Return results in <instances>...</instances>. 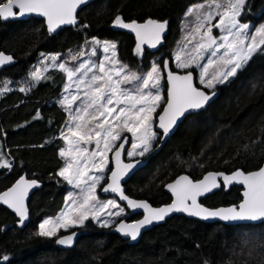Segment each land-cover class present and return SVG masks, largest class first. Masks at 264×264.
<instances>
[{
	"label": "trees",
	"instance_id": "trees-1",
	"mask_svg": "<svg viewBox=\"0 0 264 264\" xmlns=\"http://www.w3.org/2000/svg\"><path fill=\"white\" fill-rule=\"evenodd\" d=\"M201 1L92 0L77 12L75 25L56 33H49L39 17L0 19V51L16 58L0 69V88L8 82V90L0 95V157L11 163L10 168L0 167V191L22 173L42 183L29 195V219L23 227L0 204V257H9L0 264H264V222L223 224L173 214L129 243L89 219L73 227L82 232L67 248L55 244L56 236L36 235L39 222L62 208L68 190L67 182L56 175L63 163L59 152L64 140L59 137L67 114L58 101L66 74L50 67L43 72L47 79L29 81L40 56H64L98 38L116 42L119 60L132 71H143L153 63L161 67L189 30L183 19L185 9ZM116 15L124 20L167 21L162 45L137 54L134 36L111 27ZM239 20L261 25L264 0H247ZM216 88L219 93L207 107L186 115L129 177L128 194L157 205L169 200L164 183L180 172L198 178L206 170H250L262 163L264 53L254 54L242 70ZM37 113L39 118H34ZM240 190L238 185L221 186L201 201L209 206L236 203Z\"/></svg>",
	"mask_w": 264,
	"mask_h": 264
},
{
	"label": "snow or ice",
	"instance_id": "snow-or-ice-1",
	"mask_svg": "<svg viewBox=\"0 0 264 264\" xmlns=\"http://www.w3.org/2000/svg\"><path fill=\"white\" fill-rule=\"evenodd\" d=\"M86 3L87 0H0V19L7 20L35 13L46 18L48 31L52 33L61 25H75L77 9ZM246 6L247 0H205V3L190 7L185 14L187 17L195 11V20L185 36L184 46L175 55L177 67H198L200 84L209 89L211 95L195 85L192 71L177 75L168 70L169 61L165 60V101L160 93L161 68L153 63L145 74L130 70L115 58L117 45L114 42H103L104 52L108 53L111 49L112 57L106 56L98 64L85 60L76 67H68L66 62L59 60V54L45 57L53 62V67L66 74L68 81L64 91L69 95L58 101L69 113V119L65 123L67 134L62 131L59 137L67 145L66 149L59 152L65 158V165L56 175L79 189V194L70 193L65 201L66 208L54 220L42 221L36 235L51 238L57 236L60 229L67 231L70 227L83 225L89 219L102 227H109V219L105 217H120L125 209L115 199L100 200L97 195L98 187H102L105 193L117 194L121 201L127 202L130 209H144L146 215L135 224L114 222L115 230L133 241L138 238L143 227L154 221L164 220L165 216L174 211L187 212L190 216L205 220L218 218L222 221L264 222V167L247 173L238 169L231 175L219 174L223 176L226 186L233 182L243 185V200L238 206L214 210L197 202L198 197L219 187L215 181L216 174L213 173L196 182L188 176H180L174 183L167 185L175 197L172 204L159 209L150 208L146 202L130 199L120 187L123 177L141 163V160L129 163L121 160L122 150H125V144L129 142V136L124 135L125 133L131 134L132 147L127 150L128 157H144L152 151L158 138H167L173 132L182 118L204 108L215 95L217 84H223L230 77H234L254 54L264 53V25L256 28L255 32H249V24L239 20ZM205 8L207 12L203 11ZM216 16L219 20L212 24ZM206 23L211 27L201 33ZM113 25L135 32L136 52L142 55L143 44L147 43L150 48H155L161 43L167 21L148 19L144 24L136 21L126 23L122 16L116 15ZM212 28L219 29L221 35H212ZM93 43L99 45L101 42L93 38ZM189 46L191 50L185 52ZM206 53L209 54L207 57ZM92 54L95 55V51ZM182 54L185 59H182ZM82 55L84 53H78L72 56V60H78ZM205 58L207 63L201 64L200 61ZM12 60V56L0 53V66ZM218 61L223 65V71L209 74L208 68L216 65ZM46 70L47 68L44 69ZM30 75L37 82L48 78L43 76L40 69ZM7 90L8 82L5 81L3 88H0V95ZM161 106L163 111L157 113ZM34 118H39V113ZM91 145L94 147H89ZM109 153H113L111 158ZM113 160L116 165L114 169L110 168ZM0 167L10 168L11 163L0 157ZM107 172H110L107 176L108 182L102 185L105 175L100 174ZM36 186V180L28 181L21 176L11 188L0 193V202L15 212L20 225L24 224L28 215L25 197L28 190ZM111 209L118 211L113 212ZM75 236L76 233L73 232L57 239L56 243L71 246ZM8 259L7 255L0 257L3 262Z\"/></svg>",
	"mask_w": 264,
	"mask_h": 264
},
{
	"label": "water",
	"instance_id": "water-1",
	"mask_svg": "<svg viewBox=\"0 0 264 264\" xmlns=\"http://www.w3.org/2000/svg\"><path fill=\"white\" fill-rule=\"evenodd\" d=\"M90 1H92V0H87V3H86V4H88ZM4 2H6V1H4ZM86 4H85V5H86ZM85 5H81V6L77 9V12H78L83 6H85ZM76 15H77V13H76ZM29 16H35V17L42 18L43 21H44V24H45L46 28L48 29V27H47V22H46V18H44V17H42V16H39V15H37V14H35V13H33V14H26V15H24V16H17V17H15V18H9V19H7V20H13V19H19V18H26V17H29ZM148 19H151V18H147V19H145V20H142V21H136V22H137L138 24H144ZM3 20H4V19H3ZM123 20H124V19H123ZM153 20H155V19H153ZM132 21H135V20H124V22H126V23H131ZM156 21L162 22V21H160V20H156ZM69 25H70V24H69ZM110 25H111V27H113V28H117V29H120V30H123V31H127L128 33L132 34V35L134 36L135 42L137 43V39H136V34H135V32L131 31L130 29H125V28H120V27H118V26H114V25H113V22H112ZM64 26H68V25H61L56 31H54V32H52V33H56L60 28H62V27H64ZM165 32H166V30H165ZM165 32L162 34V40H161V43L157 44V46H156L155 48H158V47H160V46L162 45V43H163V38H164V35H165ZM142 48H150V47L148 46L147 43H145V44L142 45ZM150 49H151V48H150ZM0 53H3V54H5V55H9V56H12V57H13L12 62H10V63H8V64H6V65L0 66V69L3 68V67H5V66H8V65H10V64H13V63L16 61V58H15L12 54L7 53V52H5V51H0ZM165 60L169 61V69H168V70H169V71H172L173 73H175V74H177V75H185L188 71H192V72H193V77H194V83H195V85H196L198 88H201L202 90H204L205 92H207L209 95H211V91H210V90H208V89H206V88H204L203 86H201V85L198 84L197 79H196V72H195L194 70H192V69H186V70H178V69H174V68L172 67V65H171V60H170V58H168V57H165V58L163 59L162 69H163V64H164V61H165ZM163 74H164L165 83H166V90H165V93H166V97H167V71H164V70H163ZM214 91H215V95L212 96V99L206 104L205 107H207V105H208V104H209V103H210V102H211V101L217 96V94L219 93V88H215ZM166 97H165V101H166ZM205 107H204V108H205ZM204 108H202V109H204ZM202 109H200V110H202ZM200 110H199V111H200ZM162 111H163V106H161V108H160V110L158 111V113H160V112H162ZM183 119H184V118H182V120H183ZM182 120H181V121H182ZM181 121H180V122H181ZM180 122H178V124H179ZM156 123H157V124L159 123V121H158V117H156ZM178 124H177V126H178ZM177 126H176V127H177ZM176 127L174 128V130L176 129ZM174 130H173V132H174ZM173 132H171L167 138L159 139V144H158L156 150H157V149H158V148H159V147H160V146H161V145H162V144H163V143H164V142L170 137V135H171ZM160 133H161V136H162V135H163V134H162V131H160ZM127 136H128V135H127ZM118 143H120V141H119ZM127 146H128V143L125 144V150H122L121 157H120L121 160H122L124 163L134 162L135 160H141V163H140L139 165H137L135 168H133V169H132V170H131L126 176L123 177V179H122V181H121V184H120V187H121V189L123 190L124 194H125L126 196H128L130 199L135 200V201H138V202H140V201L146 202V203L150 206V208H152V209H159V208H163V207H165V206H167V205L172 204V202H173V200L175 199V197L173 196L172 191L167 187V185H168V184H172V183H174V182H175L180 176H188L189 179H191L193 182H196V181H201V180H203L204 177L207 176L209 173L216 174V175H215V181H216V183L219 185V187L214 188V189H212L210 192L205 193L203 196L198 197V198H197V202H198L201 206L206 207V208H209V209H213V210H214V209H219V208H228V207H232V206H234V205H235V206H238V205L240 204V202L243 200V191H244L243 185H241V184H237V183H234V182H233V183H231V184H229V185L226 186V185H225V182H224V179H223V176H222V175H219V174L223 173L224 175H231L232 173H234V172H235L236 170H238V169L244 171L245 173H247V172H250V171L258 170L259 167H264V160H263L262 163H261L258 167L254 168V169L243 170V169H241V168H236V169H233V170H231V171H229V172H226V171H223V170H206V171L203 172V174H202L200 177H198V178H193L190 174H188V173H186V172H180L179 174H177L176 176H174L172 179H170V180H168V181H166V182L164 183L163 188H164V190L170 195V200H169L168 202H164V203H161V204H158V205H154V204H152L149 200H147V199H145V198L132 197V196L128 195V194L126 193V191H125V182L129 179V177H130V176H131V175H132L137 169H139L142 165H144L145 162H146V160H147V158H141V157H136V158H131V159H125V151H126ZM112 155H113V153H110V158L112 157ZM115 166H116V165H115V161L113 160V161L111 162V168L114 169ZM108 175H110V172H108ZM108 175H107V176H108ZM21 176H23V177L25 178V180H28V181H31V180H36V181H37V186H36V187H33V188H30V189L28 190V195L25 197V201H24V203H25V207L27 208V213H28V215H27V219L24 221V224H23V225H20V224H19V217L15 214V212H14L11 208H9L6 204H3L2 202H0V204L6 206L8 209H10V210L16 215V217L18 218V220H17V226H18V227H23V226L27 223V221H28V219H29V208H28L29 195H30V194H31L36 188L40 187L41 184H42L41 181H39L38 179H36V178H34V177H28L25 173H22V174L19 175V176H18V177H17V178H16V179H15V180L9 185V186H7V187L4 188L3 190H1L0 193L5 192V191H7L9 188H11V187L16 183V181L19 180V178H20ZM107 182H108V181H107V178H106L105 182H104L102 185L106 184ZM208 183H209V184L211 183V179L209 180ZM231 185H238V186L241 187V190H240V192H241V199H240L238 202H236V203H230V204H220V205H216V206H209V205H206L205 203H203V202L201 201L202 198H204L206 195L212 193L213 191L218 190L221 186H223L224 188H228V187L231 186ZM100 193H101L102 195H109V194L114 195V196H115V197H116V198H117L122 204L125 205L126 209L129 210V213H128L129 215H131V214H133V213H137V212L141 213V215H140L138 218H136V219L127 220V219L122 218V219H118L116 222L123 221V222L126 223V224H135L136 222L142 220V219L144 218V216L146 215L144 209H135V210H133V209L128 208V206H127V202H126V201H121V200L119 199V196H118L117 194H115V193H112V192H107V193H105V192H103L102 187L100 188ZM189 203H190V202H189ZM173 214H181V215H184V216H186V217L195 218V219H198V220H200V221H204V222H221V223H223V224H236V223H247V222H252V221H222V220H219L218 218H210V219L205 220V219H202V218L197 217V216H190V215H188L187 212H177V211H174V212L169 213L167 216H165L164 220H161V221H154L152 224L143 227V228L140 230V234H139L138 238H137L135 241H133V240H131L129 237H125V236H123L121 233L117 232V231L115 230V223H114L112 226L109 227V230L112 231V232H115V233L118 234L120 237H122V238H124V239H127V241H128L129 243H135V242H137V241L139 240L141 234H142L145 230L149 229L150 227H152V226L155 225V224H158V223H162V222H164L168 217L172 216ZM258 222H260V221H255V222H252V223H258ZM73 232L76 233V236L74 237L73 243H72V245H71V246H73V245L75 244V242H76L78 236H79V235L81 234V232H82L81 229H71V230H67V231H64L63 233L58 234V235L55 237V244H56L58 247H61V248L71 247V246H67V245H61V244H58V243H56V240L59 239V238H61V237H64V236L71 235Z\"/></svg>",
	"mask_w": 264,
	"mask_h": 264
},
{
	"label": "rangeland",
	"instance_id": "rangeland-1",
	"mask_svg": "<svg viewBox=\"0 0 264 264\" xmlns=\"http://www.w3.org/2000/svg\"><path fill=\"white\" fill-rule=\"evenodd\" d=\"M202 3H205V0H204V1H201V2L194 3V4H190V5L185 9L184 14H183V17H184L183 19H184V21H185V25H189V26H190V27L188 26V27H189V30H188V31L191 30V25L193 24V22H194V20H195V11H194L193 15H190V16H187V17L185 16V14H186V12L188 11V9H189L190 7H193V6H195V5L202 4ZM203 11H204V12H207V9L205 8ZM218 20H219V17L216 16L215 19L212 21V24H215ZM241 23H248V24H249V26H250V27H249V32H255L256 28L260 27L261 25H264V24H263L264 22L260 23L261 25H258V24H252L251 22H241ZM208 27H211V25H209V24L206 23L205 26L201 29V33L207 31V30H208ZM184 29H185V28H184ZM184 29H183V30H184ZM188 31H187V30L185 31L183 38L180 39V40L178 41V43L175 45L174 49L171 50V56H170L171 65H172L174 68L178 69V70H186V69H181V68L177 67V61L175 60V55H176L178 52H180V49L184 46V43H185V36H186V34L188 33ZM212 35H214V36H216V37H219V36L221 35V32L219 31V29L212 28ZM95 39L98 40V41H100L101 43H100L99 45H96L95 43H93V38H91L90 41H89V44L84 45L83 47L80 48V50H73V51H71V52H68V53L65 54L64 56L59 55V60L62 61V62H66L67 65H68V67H76V66L79 65V63H81V62H83V61H85V60L89 61V63H97V64H98L101 60H104L106 56H107V57H112V50H111V49L109 50L108 53H105V52H104V50H103V42H104V41L114 42V41L104 40V39H98V38H95ZM197 40H199V36H197ZM218 42H219V41H218ZM114 43H116V42H114ZM190 50H191V46H189L188 49H185V52H188V51H190ZM93 51H95V55L92 54ZM115 51H116V57H115V58L119 60V58H118V56H117V47H116V50H115ZM78 53H84V55L80 56V58H79L78 60H75V61L72 60V56H76ZM55 54H58V53L42 54V55L40 56L38 62L36 63V65H35V66L32 68V70L30 71V74H31L32 72L36 71L37 69H40L42 72H44V69H45V68L53 67V62H52L50 59H45V57H50L51 55H55ZM208 55H209L208 53L205 54L206 57H207ZM218 56H219V54H218ZM166 57H168V56H166ZM185 58H186V57L182 54V59H185ZM214 59H215V58H214ZM119 61H120V60H119ZM120 62H121V61H120ZM107 63H108V62L106 61V64H107ZM121 63H122V62H121ZM200 63H201V64H205V63H207V58L201 60ZM122 64H123V63H122ZM151 66H152V65H151ZM151 66H149L148 68H146V69L143 70V71L135 70V72L137 71L138 74H145V73H147V72L151 69ZM160 68H161V73H160V75H161V88H160V93H161V96L164 97V99H165V97H166V93H165V90H166V83H165V78H164V74H163L162 66H161ZM194 68H195V72H196V79H197V82H198L199 85H201V84H200V80H199V78H200V69H199L198 67H194ZM215 71H223V65H222L219 61H218V63H217L216 65L210 66V67L208 68V72H209V74H212V73H214ZM30 74H29V81H31V82L33 81V82H34V80L31 78V75H30ZM78 75H79V74H78ZM67 82H68V81H67V77H66V82H65V84H66ZM65 84H64V86H65ZM201 86H203V85H201ZM203 87H204V86H203ZM208 90H209V89H208ZM68 95H69V93H66V92L64 91V89H63V92L61 93V96H60L59 100L62 99V98H64L65 96H68ZM160 108H161V107H160ZM160 108L157 109V113H158V111L160 110ZM65 112H66V114H67L66 121H68V119H69V113H68L67 111H65ZM66 121L64 122V124H63V126H62V128H61V132L64 131L65 134H67V130H66V128H65V123H66ZM61 132H60V134H61ZM125 134H128L129 137H130V139H131V134H130V133H125ZM130 139H129L128 146H127L126 151H125V156H126L127 158H130V157H128V155H127V150L131 149V147H132L131 142H130ZM158 140H159V138L154 142V146H155V144L157 143ZM118 142H119V141H118ZM118 142H117V143H118ZM89 147H94V145H91V146H89ZM66 148H67V145H66V143H65V141H64V145H63V147H62L61 149H66ZM61 149H60V150H61ZM152 149H153V148H152ZM109 157H110V153H109ZM62 159H63V161H62L63 163H62L61 168L64 167V165H65V158H62ZM110 168H111V164H110ZM97 174H99V173H97ZM100 175H105V180H106L107 175H108V172H107V173H104V174H100ZM105 180H103V181L101 182V184H103V183L105 182ZM67 185H68V190H67L66 193H65L64 203H63L62 208H61L57 213H55V214H53V215H49V216L44 217V218L39 222V224H40L42 221H44L45 219H53V220H54V219H55V218L61 213V211L64 210V209L66 208L65 201H66V199L68 198V196H69L70 193H71V194H76V195L79 194V189L74 188L72 185H69L68 183H67ZM100 188H101V187H98V188H97V195H98V197H99L100 200H102V201H106V200H109V199H115V200L117 201V203L120 205V207H122V208L125 209L124 213H123L120 217H112V218L105 217L106 219H109L110 226H112V225L114 224V222H116L119 218H121V217L124 216V214H125V212H126V208L124 207V205H123V204H122V203H121V202H120L115 196H113V195H106V196H105V195H102V194L100 193ZM111 211L115 212V211H118V209H111ZM93 222H94V221H93ZM94 223H96V222H94ZM96 224H98V223H96ZM98 225H100V224H98ZM76 226H80V225H76ZM76 226H74V227H76ZM110 226H109V227H110ZM72 228H73V227H70V228H68L67 230L72 229ZM62 231L64 232L65 230H64V229H60L58 233H60V232L63 233Z\"/></svg>",
	"mask_w": 264,
	"mask_h": 264
},
{
	"label": "flooded vegetation",
	"instance_id": "flooded-vegetation-1",
	"mask_svg": "<svg viewBox=\"0 0 264 264\" xmlns=\"http://www.w3.org/2000/svg\"><path fill=\"white\" fill-rule=\"evenodd\" d=\"M216 88V87H215ZM124 135H128V134H124ZM129 136V135H128ZM160 136H161V133H160ZM129 139H130V137H129ZM158 144H159V140H158V142H157V144H155V146L153 147V149H154V151L156 150V148H157V146H158ZM152 149V150H153ZM151 153V152H150ZM150 153H148V154H146L144 157H141V158H147L148 157V155L150 154ZM136 158V157H135ZM125 159H131V158H127L126 156H125ZM126 183V182H125ZM125 191H126V184H125ZM127 193V192H126ZM128 194V193H127ZM109 195H111V194H109ZM128 195H130V194H128ZM106 196V195H105ZM114 196V195H113ZM130 196H132V197H136V196H134V195H130ZM170 196V195H169ZM137 198H143V197H137ZM146 199V198H145ZM148 200V199H147ZM169 200H170V198H169ZM168 200V201H169ZM202 200V199H201ZM167 201V202H168ZM153 204V203H152ZM124 205V204H123ZM154 205H156V204H154ZM158 205V204H157ZM124 207H125V205H124ZM126 208V207H125ZM129 213V210H127L126 209V212H125V214H124V216L123 217H121V218H119V219H122V218H124V219H127V220H132V219H136V218H138L140 215H141V213H139V212H137V213H133V214H131V215H129L128 214ZM72 229H79V228H72ZM71 230V229H70Z\"/></svg>",
	"mask_w": 264,
	"mask_h": 264
}]
</instances>
